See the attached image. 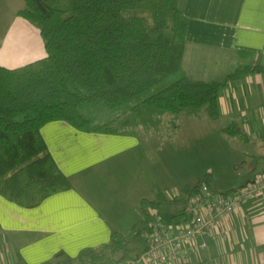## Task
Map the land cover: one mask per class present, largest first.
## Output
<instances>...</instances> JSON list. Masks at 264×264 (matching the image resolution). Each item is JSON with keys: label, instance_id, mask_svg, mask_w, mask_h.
<instances>
[{"label": "crops", "instance_id": "0c3cea01", "mask_svg": "<svg viewBox=\"0 0 264 264\" xmlns=\"http://www.w3.org/2000/svg\"><path fill=\"white\" fill-rule=\"evenodd\" d=\"M177 6L187 20L182 69L188 79L223 82L239 67L263 71L224 85L216 119L205 110L196 116L182 113L175 129L157 134H91L59 121L43 125L40 134L46 148L72 186L31 208L0 194V264H93L89 256L79 259L81 252L101 250L114 234L122 235L126 251L109 255V264H144L136 260L145 249L138 236L149 222L145 210L149 213L152 203L163 198L184 202L199 179L183 189L184 197L180 190L153 200L161 182L156 166L162 164L164 151L150 146L159 139L172 142L186 132L205 150L222 148L221 163L237 172L240 181L219 194H230L264 174V0H177ZM25 7V0H0V66L8 69L47 56L40 30L18 15ZM172 118L163 116V121ZM169 158L178 168V156L172 152ZM188 161L183 160L190 169L194 162ZM214 182L217 189L219 182ZM162 206L184 219L182 206ZM220 229L226 235L199 239L205 248L186 264H264L262 198L245 202Z\"/></svg>", "mask_w": 264, "mask_h": 264}, {"label": "trees", "instance_id": "16d2710c", "mask_svg": "<svg viewBox=\"0 0 264 264\" xmlns=\"http://www.w3.org/2000/svg\"><path fill=\"white\" fill-rule=\"evenodd\" d=\"M25 3L18 15L40 30L47 56L14 69L0 66V194L22 207H35L72 186L41 137L46 123L64 122L91 134H157L175 129L182 113L205 110L216 119L224 85L263 71L239 67L223 82L188 79L182 69L187 20L177 0ZM117 109L124 110L98 122L99 110ZM166 114L173 118L163 121ZM201 183L218 193L210 174L201 175L193 190ZM162 204L180 205L184 214L185 201L163 198L151 208ZM125 245L114 234L108 246L83 251L79 259L109 264V255L125 252Z\"/></svg>", "mask_w": 264, "mask_h": 264}, {"label": "built area", "instance_id": "2783aa9c", "mask_svg": "<svg viewBox=\"0 0 264 264\" xmlns=\"http://www.w3.org/2000/svg\"><path fill=\"white\" fill-rule=\"evenodd\" d=\"M264 200V174L256 176L234 192L222 195L201 183L185 199L184 219L167 225L156 209L149 211V222L140 232L145 244L137 262L144 264H186L192 254L205 248L199 239L210 235L218 239L226 232L222 222L252 199Z\"/></svg>", "mask_w": 264, "mask_h": 264}, {"label": "rangeland", "instance_id": "374dc122", "mask_svg": "<svg viewBox=\"0 0 264 264\" xmlns=\"http://www.w3.org/2000/svg\"><path fill=\"white\" fill-rule=\"evenodd\" d=\"M123 110L124 109H117L103 112L99 110L98 122H105L110 118L120 115ZM167 116H169V114H166L164 118H167ZM180 136L181 137H179V139L172 142L168 140L161 141L159 139L156 146H150L152 149L162 147L164 151L162 164L158 163L156 166L158 167L160 174L159 181L161 182H157V188L154 191L155 195L152 198L153 200H158V197L161 195H166L167 197L173 196L175 193H178V191L183 190L184 188H186V190L190 189L192 185L194 186V183H196V180L202 172V175L210 174L215 181L218 180V193L233 189L236 187L234 185H239L240 180L236 177L237 172H234V170H226L225 166L221 163L222 148L219 149L213 147L210 151H208L202 146H199L198 138H189L188 133L186 132H183ZM191 141L192 143H189ZM213 141L219 146V143L215 138H213ZM172 152H174V155H177L180 159L178 168H176L175 164H173L169 158ZM187 159L194 162L193 167L190 166V169H187L188 163L183 162V160ZM191 179L194 180L192 182H188ZM186 190L181 192L182 197L185 196ZM159 213L162 214L167 225H174L175 222L182 221L179 216L174 217V211H169L162 205H159ZM141 225L144 226L145 223L142 222ZM129 252L131 251L129 250Z\"/></svg>", "mask_w": 264, "mask_h": 264}]
</instances>
